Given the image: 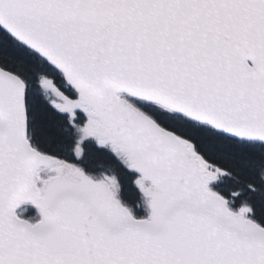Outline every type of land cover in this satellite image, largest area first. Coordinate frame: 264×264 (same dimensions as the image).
Wrapping results in <instances>:
<instances>
[{
    "label": "snow or ice",
    "instance_id": "1",
    "mask_svg": "<svg viewBox=\"0 0 264 264\" xmlns=\"http://www.w3.org/2000/svg\"><path fill=\"white\" fill-rule=\"evenodd\" d=\"M0 264H264V0H0Z\"/></svg>",
    "mask_w": 264,
    "mask_h": 264
},
{
    "label": "trees",
    "instance_id": "2",
    "mask_svg": "<svg viewBox=\"0 0 264 264\" xmlns=\"http://www.w3.org/2000/svg\"><path fill=\"white\" fill-rule=\"evenodd\" d=\"M125 195H126L127 197L130 198L133 194H132V192L129 190V191H126ZM32 213H34V210H33V209H30V211H29L28 214H32Z\"/></svg>",
    "mask_w": 264,
    "mask_h": 264
}]
</instances>
